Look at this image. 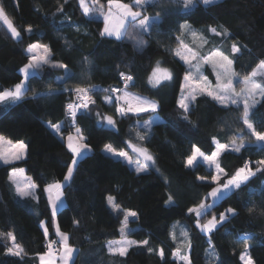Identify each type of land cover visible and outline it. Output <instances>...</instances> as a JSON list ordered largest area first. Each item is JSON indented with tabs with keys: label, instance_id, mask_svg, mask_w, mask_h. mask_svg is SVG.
<instances>
[{
	"label": "trees",
	"instance_id": "1",
	"mask_svg": "<svg viewBox=\"0 0 264 264\" xmlns=\"http://www.w3.org/2000/svg\"><path fill=\"white\" fill-rule=\"evenodd\" d=\"M101 3L107 4V0ZM0 4L20 33L19 38H14L0 20V90L23 79L19 69L28 62L27 49L35 42L49 45L53 62L67 64L69 69L66 74L62 68L44 66L38 76L27 81L29 91L22 101L0 105V136L23 140L27 145L26 158L0 165V264H38L47 241L57 238V227L68 234L70 246L79 249L73 264H186L174 256V225L178 221L187 226L190 264H242L239 257L245 244L249 245L247 250L255 264H264V173H257L233 194L222 196L206 218L228 207L237 209L238 215L229 217L212 233H202L195 226V215L187 209L210 191L207 182L197 179L209 176L210 170L202 162L191 168L185 166L193 145L209 154L215 149L214 140L231 144L233 140L240 143L243 138L245 148L240 153L226 151L219 157L221 167L231 175L248 161L255 167L256 161L264 160V144H257L243 124L241 104L224 107L200 94L188 113L178 107L187 66L170 44L158 40L157 33L182 37L184 29L179 26L186 22L194 28H223L227 38L241 49L234 56V72L247 77L264 60V0H219L208 6L197 0L189 11L169 0H157L154 6L142 9L144 15L160 16L150 33L137 36L145 41L143 45L129 36L119 41L102 37L103 19L86 17L78 0H52L46 7L41 0H0ZM29 26L31 32L27 31ZM131 29L127 32L135 35ZM157 62L171 69L172 79L153 87L149 77ZM121 72L133 77L127 88L156 101L155 112L117 114L116 97L125 89ZM207 73L214 80L208 68ZM97 84L103 89L91 93L94 103L73 123L66 112L73 93L65 89ZM114 87L121 91L111 92ZM40 93L44 95H34ZM154 114L161 121L150 130L137 126ZM184 115L188 116L187 121L182 119ZM105 116L113 117L115 127L107 125ZM249 118L257 131H264V97ZM59 122L60 133L47 124ZM77 127L82 129L91 152L79 158L72 179L63 188L65 204L54 219L44 188L62 181L67 173L72 154L65 136ZM137 132L146 139L139 140ZM129 141L148 148L155 156L157 168L137 173L126 161L103 151L108 143L117 151L126 149ZM14 168H23L38 186L35 201L20 200L15 194L9 181ZM168 195L173 196L174 204H165ZM109 196L114 197L121 210H112L107 202ZM123 210L137 213L132 237L138 241L147 239L149 244L133 245L125 256H120L108 252L105 244L120 237ZM41 221L47 228V237ZM8 232L23 248L20 256L7 253L11 241ZM161 249L163 257L158 254Z\"/></svg>",
	"mask_w": 264,
	"mask_h": 264
},
{
	"label": "snow or ice",
	"instance_id": "2",
	"mask_svg": "<svg viewBox=\"0 0 264 264\" xmlns=\"http://www.w3.org/2000/svg\"><path fill=\"white\" fill-rule=\"evenodd\" d=\"M197 0H169V3L175 4L177 6L183 7V9H188L194 5ZM216 0H202V3L205 6L211 5ZM157 0H132L131 3H123L122 0H107V12H105V5L101 3V0H91L92 7L89 6L88 0H79V6L82 9L83 14L87 17L90 13L99 12L103 16L104 27L100 32L102 37H111L115 38V40L119 41L123 39L125 36H129L130 39L136 41L138 45H143L145 41L141 39H137V36H141L146 33H150V30L153 26L159 23L160 16L157 14L156 16L149 17L143 14L142 9L146 10L147 5H155ZM98 5V7H97ZM115 8V12L113 11ZM0 20H3L5 24H7L8 28L11 31L12 36L19 37L20 33L17 31L15 27L12 26L11 22L8 20L4 8L0 7ZM126 26H130L135 33V35L130 34L126 31ZM180 29L183 30L188 28L187 23L181 24ZM27 31L31 32V26L28 27ZM213 33L220 35L215 28L211 29ZM240 47L236 44L232 45L231 52L233 54L240 52ZM27 52L31 55L28 56V62L24 64L22 68L19 69V72L22 73L23 79L20 80L19 83H16L12 88L0 90V103L3 102H11L12 104H16L19 101H22L25 98L26 93L29 91V88L26 87V81H28L33 76H38L44 66L50 65L54 68H62L65 70V73L68 74L69 69L67 64L64 63H54L52 60V50L47 44L42 43H33L29 45ZM177 56L180 57L185 63H189V60L186 56L181 55L179 52L176 53ZM213 56L220 57L219 68L223 71L217 70V62L213 60ZM195 58V56H193ZM203 62L205 64H211L213 67V71L216 72L217 77V86L215 90H210V85L207 87H201L199 89L200 94H206L211 97L213 100L217 101L219 104L224 107L228 106V101L231 104H237V100L233 98V95H239L235 93L233 88L232 77L235 76V73L232 71L233 60L229 59L228 56L224 55L220 51H215L211 56L205 57ZM198 70V66H197ZM161 75L157 77V73ZM120 78L125 83V88L128 87V82L133 81V77L131 75H126L125 73H119ZM258 75H264V60H261L255 69L251 72V77H256ZM155 77V79H154ZM59 79V78H58ZM172 79V74L168 69L159 68V62H157V68L153 69L152 76L149 77V83L152 84L153 87H156L161 83L162 80L167 81ZM191 79L190 74L185 75V80L188 81ZM201 79L207 84V77H201ZM226 80V83L223 82ZM244 88L242 91H245L248 96H254L257 91L261 97H264V87H261L260 84L253 83L249 78H245L242 81ZM65 91H70L77 96L78 103H69L66 105V109L68 114L72 117L73 123H75L77 111L79 109H88L90 103H94L92 101L89 92L91 89L77 86L74 89ZM104 91H109V89H105ZM111 92H118L121 89L112 88ZM51 94V93H49ZM34 95H44V93L34 94ZM130 93L127 91H123V96H117L116 100L119 102L120 100H124L125 103L128 104L127 107L117 106L116 112L120 116H126L129 113L134 115H139L141 113L147 112H155L158 108V104L155 101L148 100L146 98L134 97L136 100L135 104L128 103V98L130 97ZM196 99L195 90L189 93L187 96H183L179 99L178 107L183 109L185 113L190 111V104L192 101ZM106 100L110 101V98L106 97ZM257 101L253 100L250 104L247 99L244 100V111H243V124L250 131L251 135L256 138L257 142H264V131H257V129L250 122L249 113L250 110L255 107ZM99 115V114H97ZM108 126L115 127L116 121L112 116H105L103 118ZM183 120L187 121L188 116L184 115L182 117ZM56 133H60L62 129L61 124H51L49 125ZM152 126V121L145 122L142 127L144 129H150ZM140 127V125H138ZM243 128L240 129L243 132ZM137 138L139 140H145L146 137L141 135L140 132H137ZM5 138L0 136V141H3ZM86 137L83 135V131L81 128L77 127L75 129V135L69 134L67 136V148L72 154L71 163L67 165V173L63 177L64 183L60 181H55L53 183L47 184L44 188V191L48 193V199L51 204L52 217L55 218L57 214V203L62 199L64 193L62 189L65 187L68 181H70L73 177L74 169L79 163V157L85 152L90 150V145L86 143ZM14 151L11 153L14 160H21L26 158V149L27 145L23 141H18L15 144H12L11 141H8ZM215 149L211 152V154L206 155L203 153L199 147L193 145L191 154L187 156L185 161L186 167H193L196 165L198 160H202L203 163L210 170L209 176H198L197 179L201 182H207L210 186V191L207 193V196L202 199L197 205L193 207H189L187 212L189 214L195 215V226L200 229V231L212 233L214 230H217L218 225H222L224 222L229 220V217H234L238 215L237 209L233 207H228L224 211L220 212L217 215H211V218L208 219L205 223H201V218L208 215L212 209L216 207V201L220 200L222 195L227 196L229 194H233L236 190L241 189L242 186H246L247 182L255 176L257 173H264V160H259L255 162V167H253L252 162L248 161L244 164V166L235 170L234 173L229 175L219 162V157L226 151H231L233 153H240L242 149L245 148V143L243 142V138L240 143H236L235 140L231 143V145L221 143L218 140H214ZM129 147L133 152L137 153L139 157L143 158V163L137 162L135 165V171L137 173L147 172L149 163L152 165L155 164L154 156L150 153L149 149L146 147H137L136 145L129 144ZM104 152L111 154L113 157H119L123 160L127 161L129 165L133 164L132 158L128 155L127 152L120 150L117 151L116 148L113 147L111 143L104 145ZM0 159L3 160V163L10 164L12 160L8 157L0 154ZM214 171H211L213 170ZM157 171H159L157 169ZM24 169H13V172L9 175V181L15 184L16 193L20 197H34L33 189L38 187L35 183H32L30 180L28 182L21 184L20 180L17 177V173L22 174ZM251 194V191H250ZM211 198L212 203H207V199ZM108 204L111 206L113 211L120 209V205L114 202V197L109 196L107 200ZM166 205L174 204V199L172 195H168L167 200L165 201ZM137 213L135 211H125L124 220L122 222L123 227L121 228V239L118 241L111 242L108 246V250L110 253H118L120 256H125L127 254L128 248L132 245H148L149 241L147 239L142 241L130 240L127 238V233L125 232V227L129 222V217H136ZM43 224V221H41ZM56 233L60 236V244L63 249V253L60 256L62 264H68L69 260L72 259L73 252L76 251L70 244L68 243V234L60 231L59 227L56 229ZM3 235V233H0ZM44 235L48 236L47 228L44 230ZM185 237H187V233H182ZM250 235V234H246ZM8 239H10L13 243L12 247L7 248V253L15 256H20L23 252V248L16 243V238L12 234V232L7 233ZM115 245V247L113 246ZM51 244H49V248ZM249 245L245 244V252L241 253L239 259L242 264H255V261L248 254L247 249ZM150 252L153 251L152 248L148 249ZM161 257L164 256V251L161 249L158 253ZM48 257L46 259L45 257ZM52 252L49 251L44 255L40 256L41 264H53L51 259ZM182 259L186 262V264H190V261L187 256H183Z\"/></svg>",
	"mask_w": 264,
	"mask_h": 264
},
{
	"label": "rangeland",
	"instance_id": "3",
	"mask_svg": "<svg viewBox=\"0 0 264 264\" xmlns=\"http://www.w3.org/2000/svg\"><path fill=\"white\" fill-rule=\"evenodd\" d=\"M200 1L202 3V0H200ZM216 1H219V0H216ZM88 2H89V6L92 7L91 0H88ZM47 3H48V1H46V4L44 3V5L47 6L48 5ZM195 4H196V2L194 3V5L192 7L188 8V9H184V11L191 10L195 6ZM104 5H105V12H107V4H104ZM97 7H98V5H97ZM113 11L115 12V8H113ZM89 16L98 17V18H102L103 19V16L99 12L90 13ZM147 16H149V15H147ZM149 17H153V16H149ZM187 25L189 27L184 29V33H183L182 37H174V36H172V35H170V34H168L166 32H162V31H158L157 32L158 33V40L160 42L166 43V44L167 43L170 44L172 49H174L175 55H176L177 52H179L181 55L186 56L188 58V60H189V63H185L183 60L182 61L187 66V72L185 73V75L186 74H190L191 75V79L186 81L185 80V75H184L182 86H181L179 97H178V101L182 97V95L183 96H187V95H189V93L193 92V90H195L196 96L200 95L199 89L201 87H207V86L210 85V90H215L216 86H217V83H218L217 77H216V72L213 71V67H212L211 64H205L203 62L204 58L208 57V56H211L215 51L218 50V51L222 52L224 55L228 56L229 59L234 60L235 54H233L231 52V48H232L233 44H236L238 46V44L236 42H233V41H231V40H229L227 38V34L228 33L223 28H215L217 30V32L220 33V35H217L216 33H213L211 31V29H213L214 27H205L204 26V27H201V28H194V27H191L190 24H188V23H187ZM103 27H104V23H103ZM129 29H131V27L130 26H126V31H128ZM130 31H132V29ZM35 43H39V42H35ZM29 55H31V54L28 53V56ZM193 56H195V58H193ZM177 57L180 59L179 56H177ZM213 60L217 62V70L222 72L223 70L219 68L220 57L213 56ZM197 66H198V70H197ZM154 68H157V65ZM159 68L168 69L171 72V74H172L171 69L168 68V67H163V66L159 65ZM207 68L211 70V72L213 74V77H214V80L207 73ZM232 71L234 72L233 64H232ZM152 74H153V71L151 73V76H152ZM250 74L247 76V78H249L251 82L260 84L261 87H264V75H258L256 77H251ZM160 75L161 74L158 72L157 73V77L160 76ZM204 76L207 77V84L201 79V77H204ZM245 78L246 77H241V76H239L236 73H235V76L232 77L233 88L235 90V93L239 94V95H233V98L237 100V104H241L243 106H244V100L245 99H247L250 104L253 102V100H255V101H257V103L255 104V107H256L257 104L260 102V100L263 97H261V95L259 94V91H257L254 96H248V94L245 91H242V89L244 88V85H243L242 81ZM154 79H155V77H154ZM163 81L164 80H162L161 82H163ZM223 82L226 83V80H224ZM123 91H127L128 93L131 94L130 97L128 98V103H131V104H135L136 103V100L134 99V97L146 98L148 100L155 101L154 99L146 96L145 94L132 91L130 88L123 89L119 93L118 96H123ZM230 104H231V102L228 101V105H230ZM119 106L127 107L128 104L125 103L124 100H120L119 101ZM190 106H191V104H190ZM255 107H253L250 110V113L253 111V109ZM250 113H249V115H250ZM148 121H152V125H153L154 123L161 121V117L158 114H154L150 119H148L145 122H148ZM145 122H138L137 126L140 125V128H143L142 125ZM150 129H146V130H150ZM255 142L257 144H259V145L264 144V142H257V141H255ZM128 143H130L132 145H136L137 147H145V146L138 145V144H136L134 142H131V141H129ZM228 145H231V144H228ZM123 151L127 152L128 155L132 158L133 164L129 165V166L131 168H133L134 170H135V165H136L137 162L143 163V158L139 157L137 155V153L132 151L131 148L123 149ZM150 153L154 156V154L151 151H150ZM209 154H211V153H209ZM209 154H206V155H209ZM120 159H122V158H120ZM154 159H155V156H154ZM199 162L203 163L202 160H198L197 163H199ZM148 163H149L148 170L151 169V168H157L156 159H155V164L154 165H152L151 162H148ZM213 171H214V169H213ZM23 183H24V181L21 182L22 185H23ZM207 203H212L211 198L207 199ZM119 210H121V208L116 210V212H118ZM125 211H132V210H123L122 211L123 214H122V220H121V228L123 227L122 222L124 220ZM217 217H218V215H217ZM135 218L136 217H129V222H128L127 226L125 227V232L127 233V238L130 239V240H131V231H132V229L135 228V226H134ZM210 218H206V216L202 217L201 218V223H205ZM174 231H175L174 232L175 233L174 236H175V239L177 241V248H176V250L174 252L175 258L178 261H184L182 259V257L183 256H187L188 259H189V244H188L189 241H188V230H187L186 224L184 222L178 221L174 225ZM184 232L187 233V237L182 235V233H184ZM120 239H121V235L117 239L110 240V241L106 242L105 245H106L107 251L109 252L108 246H109V244L111 242L118 241ZM9 244H10V247L13 246L12 241H10ZM113 246L115 247V245H113ZM247 252H248V250H247ZM213 256H214V254L210 250L209 257L212 258Z\"/></svg>",
	"mask_w": 264,
	"mask_h": 264
},
{
	"label": "crops",
	"instance_id": "4",
	"mask_svg": "<svg viewBox=\"0 0 264 264\" xmlns=\"http://www.w3.org/2000/svg\"><path fill=\"white\" fill-rule=\"evenodd\" d=\"M46 1H48V5L52 2V0H41V4L44 6V7H46L45 5H44V3L46 4ZM0 7H1V4H0ZM7 16V15H6ZM7 18H8V20L11 22V24H12V26L13 27H15L14 25H13V23H12V20L7 16ZM4 23V22H3ZM4 25L7 27V29L10 31V29L8 28V26H7V24H5L4 23ZM16 28V27H15ZM17 29V28H16ZM18 31V30H17ZM19 32V31H18ZM10 33H11V31H10ZM20 37V36H19ZM19 37H15V38H19ZM23 76V75H22ZM26 83V87H27V81L25 82ZM10 88H12V87H10ZM8 89V88H7ZM8 104H11V102L9 101V102H3V103H0V105H3V106H7ZM48 124V126L50 125V123H47ZM56 124H61L62 125V122H59V123H56ZM50 127V126H49ZM51 128V127H50ZM52 129V128H51ZM69 134H72V135H75V130H74V132H72V133H69ZM68 134V135H69ZM68 135H66L65 136V143H66V145H67V136ZM2 137H4V136H2ZM5 139L3 140V141H0V154H2L3 156H6V157H8L10 160H12V163L13 162H16L17 160H14L13 159V157H12V155H11V153L14 151V149L12 148V145H10L9 143H8V141H11L12 142V144H15L16 142H18V141H23V140H17V141H14V140H11V139H9V138H6V137H4ZM24 142V141H23ZM25 143V142H24ZM129 144L130 143H128V146H127V149H129L130 147H129ZM26 151H27V149H26ZM91 152V148H90V150L89 151H85L81 156H83V155H85V154H88V153H90ZM80 156V157H81ZM79 157V158H80ZM78 158V159H79ZM116 158H119V157H116ZM19 161V160H18ZM5 163H3V160L2 159H0V165H4ZM15 169H23V168H15ZM13 172V169L11 170V172H10V174ZM17 177H18V179L20 180V182H22V181H24V183H26V182H28V180H30L32 183H34L33 182V180L31 179V177L29 176V175H27L26 174V172H25V170H24V172L22 173V174H20V173H17ZM61 183H64V181L62 180V181H60ZM69 182V181H68ZM67 182V183H68ZM11 184H12V186H13V188H14V191H15V194L17 195V197L20 199V200H30V201H35L36 200V193H35V191H36V188L35 189H33L32 191H33V194H34V197L35 198H33V197H20L17 193H16V186H15V184H13L12 182H11ZM62 191H63V189H62ZM64 193V192H63ZM46 196H47V199H48V193H46ZM114 202H115V200H114ZM48 203H49V206H50V210H51V204H50V202H49V199H48ZM116 203V202H115ZM65 204V196L63 195V197H62V199L57 203V212H58V210L63 206ZM111 207V206H110ZM51 213H52V210H51ZM56 218V217H55ZM54 218V219H55ZM136 219V218H135ZM42 226L44 227V224H42ZM45 228V227H44ZM120 230H121V228H120ZM132 231H133V229H132ZM132 231H131V240H135L136 241V239H134L133 237H132ZM64 233V232H63ZM120 235H121V231H120ZM69 237V236H68ZM57 240H58V243H59V245H60V252L58 253V254H52V256H51V259H52V261H53V264H62V261H61V259H60V256L62 255V253H63V249H62V247H61V244H60V240H61V238H60V236H58L57 235ZM68 241H69V239H68ZM138 241V240H137ZM69 243V242H68ZM137 245H139V244H137ZM133 246V245H132ZM73 247V246H72ZM131 247V246H130ZM74 249H76V251H74L73 252V256H72V259L71 260H69V262H68V264H73V262H74V260H75V258L77 257V255H78V252H79V249L78 248H76V247H73ZM129 249V248H128ZM45 253H48V252H44V253H42V254H40L39 256H38V264H41V261H40V256L41 255H44ZM46 259H48V257L46 256L45 257Z\"/></svg>",
	"mask_w": 264,
	"mask_h": 264
},
{
	"label": "built area",
	"instance_id": "5",
	"mask_svg": "<svg viewBox=\"0 0 264 264\" xmlns=\"http://www.w3.org/2000/svg\"><path fill=\"white\" fill-rule=\"evenodd\" d=\"M123 73H125L126 75H131V74H129V73H127V72H123ZM132 76V75H131ZM122 80V79H121ZM134 81V80H133ZM133 81L132 82H128V86L129 85H131L132 83H133ZM122 82H123V84H124V86H125V83H124V81L122 80ZM85 88H89V89H91V91L89 92V95H90V97H91V99H92V101H93V97H92V92L93 91H96V90H102L103 89V87L101 86V85H88V86H86ZM79 101H78V99H77V96L73 93L72 94V97L67 101V104H69V103H78ZM91 104V103H90ZM89 104V105H90ZM84 109H79L78 111H77V116L83 111ZM66 112H67V109H66ZM67 115L72 119V117L68 114V112H67ZM76 116V117H77ZM49 244H51V247L49 248ZM49 251H51L52 252V254H58L59 252H60V245H59V243H58V240H57V238H52V239H50V240H48L47 241V249H46V252H49Z\"/></svg>",
	"mask_w": 264,
	"mask_h": 264
}]
</instances>
